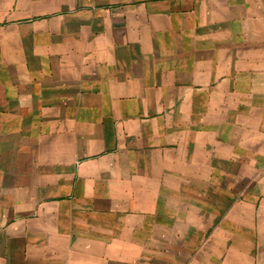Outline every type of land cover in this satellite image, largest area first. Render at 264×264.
Masks as SVG:
<instances>
[{"label": "crops", "instance_id": "obj_1", "mask_svg": "<svg viewBox=\"0 0 264 264\" xmlns=\"http://www.w3.org/2000/svg\"><path fill=\"white\" fill-rule=\"evenodd\" d=\"M0 264H264V0H0Z\"/></svg>", "mask_w": 264, "mask_h": 264}]
</instances>
